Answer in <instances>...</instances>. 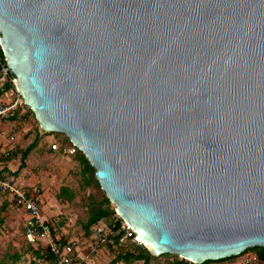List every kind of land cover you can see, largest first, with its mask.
<instances>
[{
  "label": "water",
  "instance_id": "obj_1",
  "mask_svg": "<svg viewBox=\"0 0 264 264\" xmlns=\"http://www.w3.org/2000/svg\"><path fill=\"white\" fill-rule=\"evenodd\" d=\"M0 43L155 255L264 246V0H0Z\"/></svg>",
  "mask_w": 264,
  "mask_h": 264
},
{
  "label": "rangeland",
  "instance_id": "obj_2",
  "mask_svg": "<svg viewBox=\"0 0 264 264\" xmlns=\"http://www.w3.org/2000/svg\"><path fill=\"white\" fill-rule=\"evenodd\" d=\"M8 77H10V74L4 77V74L0 73V88L4 86ZM18 97L20 99L15 113L0 117V120L5 122L2 124L3 128L0 133L10 137L18 131L19 155L21 150L27 147L36 135H39L38 145L30 153L32 156L29 162L31 163L27 165V168H23L16 173L13 172V176L18 179L19 183L25 185L36 184L40 188L42 218L51 226L52 237L54 239L61 238L64 242L75 240L77 245L85 252L86 264H112L111 261L118 252L136 250L138 247L137 235L130 238L126 234L120 243L97 242V238L94 237L96 226L107 225L110 221H114L121 216L116 210V214L111 215V217L100 220L89 228L86 227L91 210L94 206L103 204L104 197L107 196L105 190L101 184L96 182L84 183L83 164L78 158L79 152L75 151L73 153L71 151L72 148L78 150L77 146L65 133L45 130L34 111L24 101L23 96L19 95L15 84L2 92L0 90V106L10 101H16L12 99ZM7 121L12 123L10 129L4 126L7 125ZM54 143L58 144V149L52 147ZM3 196L8 197L9 194L0 192V198L3 199ZM3 205L0 207V211L4 210L5 212L4 222L1 224L2 228L0 229V264L2 262L6 264H31L32 260H36L40 264H52L43 258H36L33 254L35 248H40L44 252L47 250L48 245L46 240L39 241L37 244H31L27 241L25 224L28 214L18 209L9 197L3 200ZM111 206L116 209L112 201ZM18 221H20V234L24 240L21 248L18 247V231L16 234L13 233L14 227L18 230ZM125 230L128 233L126 227ZM146 247L151 250L149 246L146 245ZM248 251L256 253L251 248L242 253L245 254ZM16 252H21V257L13 262L12 257ZM177 256L180 257L172 253L155 255L152 252L149 264H172ZM240 256L241 254L208 264H237ZM260 263L264 264L261 259ZM116 264H143V261L137 260L132 263L120 261Z\"/></svg>",
  "mask_w": 264,
  "mask_h": 264
},
{
  "label": "built area",
  "instance_id": "obj_3",
  "mask_svg": "<svg viewBox=\"0 0 264 264\" xmlns=\"http://www.w3.org/2000/svg\"><path fill=\"white\" fill-rule=\"evenodd\" d=\"M0 48L2 49L1 43ZM3 50V49H2ZM0 73L4 74V77L10 74L8 80L4 83L10 82L11 85H16L19 95H22L18 89L17 78L13 76L7 61L0 56ZM12 77V78H11ZM19 99L15 98L8 103H4L0 106V117L13 115L17 110ZM10 140H15V135L10 136ZM76 146V145H75ZM54 149H58V144H52ZM71 151L74 153L76 148H72ZM11 155L9 149L3 151V158H8ZM0 158V170L1 167ZM0 192L9 194L14 205L28 214L26 221L25 236L29 243L37 244L39 241H47V245L51 252L54 253L57 264H86V255L84 251L77 245L75 240H68L63 242L61 238L54 239L51 235V226L47 224L42 218V198L40 194V188L34 187L29 189L25 186L17 184L14 177H3L0 176ZM125 227L128 234L131 235L133 228L125 221ZM134 232V231H133ZM110 232L106 225L96 226L94 230V237L97 238V242L105 243L108 241ZM140 241V240H138ZM141 243V241H140ZM237 256V255H235ZM237 264H261L257 253L248 251V253H241Z\"/></svg>",
  "mask_w": 264,
  "mask_h": 264
},
{
  "label": "trees",
  "instance_id": "obj_4",
  "mask_svg": "<svg viewBox=\"0 0 264 264\" xmlns=\"http://www.w3.org/2000/svg\"><path fill=\"white\" fill-rule=\"evenodd\" d=\"M0 56L4 58V52L3 50L0 48ZM11 83L7 82L6 84H4L3 89H9L11 88ZM3 89H1V92L3 91ZM39 142V135H36V137L34 138V140L28 144L27 147L23 148L21 150V154H20V166L18 168V171H21L24 167H26L27 165V158L30 155L31 151L33 149H35L38 145ZM79 152V156L78 158L80 159V161L83 164V178H84V183L86 184H91L93 182H96L97 184H100V182L98 181V179L95 176V168L92 166V164L90 163V161L88 160V158L85 156V154L77 147ZM17 171V172H18ZM16 173V172H14ZM14 173H9V172H5V169L0 170V176L3 177H12L11 175H13ZM116 214V209L113 208L111 206V200L108 196L104 197L103 200V204L101 205H96L94 206V208L91 210L90 212V216L87 220L86 223V227L89 228L91 225H93L94 223H97L100 220H103L105 218H109L111 217V215ZM2 220L0 219V222ZM125 224H123V219L121 217H117L114 221H110L106 226L109 229V236H108V241L106 243L112 242V243H120L121 240L123 239V236L128 234L125 230L124 227ZM137 234H135V232L132 231L131 235H127V237L129 236L131 237H135ZM64 242V241H63ZM137 249L136 250H127V251H120L117 253V255L112 259L111 263L112 264H116L120 261L126 262V263H132L134 261L137 260H141L143 261V264H149V259L152 256V252L151 250H149L143 243L138 242L137 240ZM251 249H254L256 251V253L258 254L259 258L262 260V262L264 263V246H256V247H251ZM34 256H36V258H43L46 261L51 262L52 264H57L56 263V258L53 252H51L50 248L48 247L46 251H42L40 248H35L33 251ZM168 254V253H166ZM234 256H230L226 259H230L233 258ZM18 258H20V255L16 254L12 257L13 262L17 261ZM224 259H218V260H206L204 262L201 263H196L193 261H190L188 259L185 258H180V257H176V260L174 262H172V264H208L210 262L213 261H222ZM33 264H40L38 263L36 260H32Z\"/></svg>",
  "mask_w": 264,
  "mask_h": 264
},
{
  "label": "crops",
  "instance_id": "obj_5",
  "mask_svg": "<svg viewBox=\"0 0 264 264\" xmlns=\"http://www.w3.org/2000/svg\"><path fill=\"white\" fill-rule=\"evenodd\" d=\"M1 89H3V86L0 88V90ZM3 91H4V89H3ZM3 123H5V122L0 120V130L3 128V125H2ZM10 124H12V123L11 122H8L7 125H4V126L8 127V129H10L11 128V125ZM14 135H15L16 138H15L14 141H12V140H10V137L9 136H6L5 134H1L0 133V158H1V162H2L1 167H2V169H5V172H9L11 174L13 172H17L18 171V168L20 166V155L18 154V149H19L18 148V131ZM20 148H22V147L20 146ZM7 149H9L11 151V155L8 158H3V151L4 150H7ZM31 156L32 155H30L29 158L26 160L27 165H29L31 163V162H29V161H31ZM27 165H26V167H24V169L27 168ZM11 176L14 177L15 182L17 184H20L22 186H25V187H27L29 189H32L34 187H37L36 184L25 185V184L19 183L18 182V179H16L15 176H13V175H11ZM4 197L5 196H3V199L0 198V207L4 206L3 205V200H5V198H8L9 197V199L11 200V196L10 195L8 197L7 196L5 198ZM4 218H5V212L3 210V211H0V219L2 220L0 222V229L2 228L1 227L2 225L1 224L4 222ZM19 223H20V221H18V224ZM19 226H20V224L18 225V230H17V228L14 227L13 233L16 234L17 231H18V247L21 248L22 245H23L24 240H23V237L20 234ZM16 253H15V255H16ZM17 254L20 255V257H21V252H18ZM1 264H6V263L2 262ZM31 264H33V263H31Z\"/></svg>",
  "mask_w": 264,
  "mask_h": 264
},
{
  "label": "bare ground",
  "instance_id": "obj_6",
  "mask_svg": "<svg viewBox=\"0 0 264 264\" xmlns=\"http://www.w3.org/2000/svg\"><path fill=\"white\" fill-rule=\"evenodd\" d=\"M25 101V100H24ZM128 223V222H127ZM129 224V223H128ZM130 225V224H129ZM131 226V225H130ZM132 227V226H131ZM137 239L141 241V238L139 235H137Z\"/></svg>",
  "mask_w": 264,
  "mask_h": 264
}]
</instances>
